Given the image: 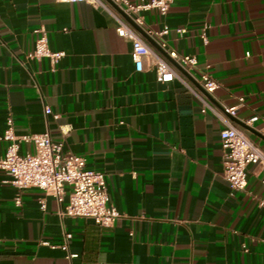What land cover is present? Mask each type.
Instances as JSON below:
<instances>
[{
	"label": "crops",
	"instance_id": "1",
	"mask_svg": "<svg viewBox=\"0 0 264 264\" xmlns=\"http://www.w3.org/2000/svg\"><path fill=\"white\" fill-rule=\"evenodd\" d=\"M99 1L0 0V156L9 118L17 137L48 132L104 173L119 216L110 226L61 217L52 196L17 190L0 170V264H264V169L248 165L244 190L230 188L223 123L198 97L219 110L243 97L232 119L264 150V0H174L165 15L144 12L137 26L153 44L196 57L194 68L180 65L186 75ZM118 19L180 78L158 81L147 63L136 71ZM41 34L64 53L58 61L29 57ZM206 69L218 83L210 98L199 83ZM19 152L34 147L23 142ZM65 233L77 257L61 249Z\"/></svg>",
	"mask_w": 264,
	"mask_h": 264
},
{
	"label": "built area",
	"instance_id": "2",
	"mask_svg": "<svg viewBox=\"0 0 264 264\" xmlns=\"http://www.w3.org/2000/svg\"><path fill=\"white\" fill-rule=\"evenodd\" d=\"M65 1L100 3L99 0ZM173 1L141 0L138 3H132L129 0H113L138 26H142L144 23V12L155 10L160 15H165ZM118 22L117 34L132 41L131 57L136 71H142L147 63L155 70L158 81L166 82L171 81L174 77L180 78L173 66L149 47L131 27L119 19ZM168 31V27H164L156 35L163 36ZM183 31V29L177 30L179 33ZM201 37L203 42H206L205 35L202 34ZM159 45L169 58L182 67L190 69L196 66L197 59L195 56L180 55L169 49L165 41ZM63 55V52H55L49 49L44 34L36 39L33 50L29 53L30 58L47 57L53 62L58 61ZM199 83L209 95L218 87V83L209 69L200 73ZM198 97L203 103L202 111L210 110L223 123V128L220 131L223 177L232 190H244L246 187V167L255 165L264 169V150L232 119L238 108L244 104V98L239 97L236 105L223 107L222 110H219L209 104L205 98L199 95ZM43 113L45 117L50 116L53 120H57L59 117L46 104L43 105ZM256 119L257 117H253L250 120ZM1 139L5 140L7 145L4 154L0 156V170L6 173L7 182L17 190L38 188L45 194L52 196L59 206L61 217L91 218L99 225L110 226L119 216L118 211L109 203L104 173L85 169L84 157L65 154L62 142H53L48 132L17 137L13 132L12 120L9 118L7 128ZM23 142L31 143L34 152L21 154L19 149ZM262 183H264V178H262ZM15 203L20 204L19 196L16 197ZM259 205L264 207V198L259 200ZM41 207L44 208L43 201H41ZM70 238L71 234L65 233L64 243L61 245V249L66 252L68 259L77 257L76 253L69 252L67 241Z\"/></svg>",
	"mask_w": 264,
	"mask_h": 264
},
{
	"label": "water",
	"instance_id": "3",
	"mask_svg": "<svg viewBox=\"0 0 264 264\" xmlns=\"http://www.w3.org/2000/svg\"><path fill=\"white\" fill-rule=\"evenodd\" d=\"M107 1L118 13H120L125 20L129 23V25L136 30L138 33H140L143 37H145L162 55H164L168 61L177 69L179 70L181 73H183L184 75H186V72L182 69V67L180 65H178L176 62H174L173 60L169 59L168 56L164 53V51L162 49H160L159 46L153 44V41L147 37V35L144 33V31L139 28L133 21L132 19L126 15V13H124L112 0H105ZM208 98H210V96L208 94H206ZM236 123H238L237 121H235ZM239 125H241L240 123H238ZM243 127V125H241Z\"/></svg>",
	"mask_w": 264,
	"mask_h": 264
}]
</instances>
